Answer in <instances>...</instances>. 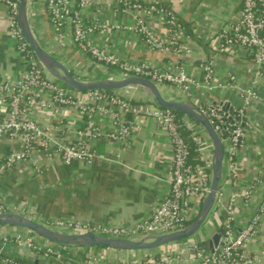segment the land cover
Returning <instances> with one entry per match:
<instances>
[{
  "label": "built area",
  "instance_id": "1",
  "mask_svg": "<svg viewBox=\"0 0 264 264\" xmlns=\"http://www.w3.org/2000/svg\"><path fill=\"white\" fill-rule=\"evenodd\" d=\"M36 1L45 4L55 33L63 35V31L70 28L78 52L94 61L101 71L111 75L117 72L118 79H148L160 88L166 98L194 105L208 118L225 146L224 167L234 192L224 207L227 218L218 247L210 254L198 249L194 261L195 264H239L250 260L245 248L262 225L264 197L255 215L242 230L235 226L236 209L249 203L257 188L264 186V170L251 179L240 193L237 167L239 153L245 146L247 110L256 102L264 104V0H242L237 20L209 41L210 48L217 55L237 54L245 59L251 58L255 64L252 78H241L231 68L223 81H218L215 59L201 65V77L189 71L184 59L193 54L189 43L191 36L178 18L164 8L153 5L147 10V15L161 17L163 32L150 24L147 18L137 15H134L131 25L104 24L100 18L103 12L101 0ZM19 2L0 0V11L4 10L8 17L10 38L24 61V69L18 77L7 80L1 87L0 143L5 140L16 143L19 150L0 157V180L18 163L30 165L37 174L44 173L52 160L68 166L75 162L91 164L98 158L91 147L93 140L107 136L110 141L124 146L132 137L138 119L146 117L166 133L172 150L170 189L151 215L135 225H99L62 219L45 220L43 225L66 233L129 239L186 228L198 216L211 187L214 149L204 130L192 132L199 153L196 162L192 163L190 145L183 134L185 126L179 122L174 111L156 107L150 98L141 104L134 103L123 94L127 89L80 92L55 79L40 68L38 59L22 34L18 22ZM114 5L117 12L123 14L139 12L142 8L141 0H115ZM92 9H96L95 12ZM121 28L138 37L150 51L166 56L167 62L160 66L129 62L94 39L104 29L119 31ZM76 77L84 80L83 77ZM166 89L173 90L180 99L171 97ZM224 91L236 94L235 104L220 98ZM207 96L220 99L207 101ZM50 109L62 111L64 117L56 125H43L37 116ZM77 115L83 116V124L73 129L68 122ZM100 117L112 120L109 132H103L98 123ZM223 199L221 189L215 208L223 204ZM10 212L28 215L25 207L10 206L0 198V214ZM10 247L18 252V257L8 254ZM172 259V255L168 254L159 259L135 261L132 264H170ZM0 264L114 263H106L95 248L59 245L31 230L0 226Z\"/></svg>",
  "mask_w": 264,
  "mask_h": 264
},
{
  "label": "crops",
  "instance_id": "2",
  "mask_svg": "<svg viewBox=\"0 0 264 264\" xmlns=\"http://www.w3.org/2000/svg\"><path fill=\"white\" fill-rule=\"evenodd\" d=\"M102 1L101 21L106 25H131L134 15L147 18L150 24L160 31L163 29L161 17L147 15L151 6L171 12L184 25L191 36L189 43L193 54L185 57L189 71L201 77V65L215 59L218 81H223L228 71L233 70L245 79L255 74L252 59L235 54H219L210 48L209 41L223 28L232 25L242 9V0H141L138 12L123 14L115 9V0ZM94 12L95 10L92 9ZM30 22L36 38L42 47L53 54L69 69L78 68L86 80L95 78L103 71L98 65L81 55L73 43L70 28L58 35L50 23L49 14L43 2L30 0ZM8 17L0 11V106L1 87L7 80H13L24 69L23 58L16 50L9 35ZM116 56L137 64L160 66L167 62L161 53L150 51L141 40L129 31L104 29L94 37ZM106 74V73H104ZM118 74V73H117ZM113 73L111 78H120ZM107 76V78H110ZM264 91V80H262ZM175 96L173 90L166 89ZM134 101L146 102L147 94L141 89H127L123 92ZM180 99L179 96H175ZM233 104L236 94L222 92L220 98ZM216 96L205 99L219 100ZM64 117L62 111L50 109L39 113L38 120L43 125H56ZM132 137L126 145L110 141L107 136L93 140L91 147L98 154L91 164L75 162L64 165L52 160L42 174H37L30 165L18 163L0 180V198L10 206H22L30 217L38 220H79L94 224L135 225L148 218L170 189L172 171V150L167 135L151 119L140 117ZM189 131L202 132V128L190 117L182 118ZM75 129L83 124V116H74L68 122ZM98 123L103 132L112 129V120L100 117ZM245 146L239 153L237 176L238 190L243 192L249 181L264 170V104L254 103L247 110ZM56 136H60L56 134ZM193 140V138H192ZM19 150V145L10 141L0 143V157ZM224 199L214 208L206 227L197 237L188 241L173 243L153 251H123L105 248L95 252L106 261L114 264H132L149 259H159L162 255H172L170 264H195L194 256L198 249L212 253V240L222 231L226 222L224 209L234 192L224 167L222 181ZM242 191V192H241ZM264 197V186L257 188L253 199L236 209L235 226L238 230L251 221ZM197 247V248H196ZM250 260L239 264H264V217L258 233L245 248ZM10 256L18 257L13 247L8 248ZM21 258V257H20Z\"/></svg>",
  "mask_w": 264,
  "mask_h": 264
},
{
  "label": "water",
  "instance_id": "3",
  "mask_svg": "<svg viewBox=\"0 0 264 264\" xmlns=\"http://www.w3.org/2000/svg\"><path fill=\"white\" fill-rule=\"evenodd\" d=\"M29 4L30 0H20L18 22L25 40L39 61L40 68L45 69L47 73L61 81L67 87L80 92L90 90L114 92L125 89H141L156 107L169 109L175 113H181L190 117L204 130L212 143L214 149L212 158V181L210 191L206 195L196 219L186 228L170 233L150 234L141 239L113 238L90 233H66L53 230L41 222L20 213L12 212L0 214V226H12L31 230L48 241L59 245L80 248L100 247L123 251H153L176 242L188 241L200 235L206 227L208 218L215 208L218 193L222 189L226 155L225 146L208 118L194 105L184 101L166 98L156 84L145 78H105L90 81L78 79L65 64L45 50L36 38L30 22ZM220 239L221 232L217 233L212 240V253L214 252V248L218 247Z\"/></svg>",
  "mask_w": 264,
  "mask_h": 264
},
{
  "label": "trees",
  "instance_id": "4",
  "mask_svg": "<svg viewBox=\"0 0 264 264\" xmlns=\"http://www.w3.org/2000/svg\"><path fill=\"white\" fill-rule=\"evenodd\" d=\"M133 102L134 103H137V104H141V102H138L136 99H134ZM142 103H144V102H142ZM176 114L178 116L179 122L180 123H183L182 122V118L185 117V115H183L181 113H176ZM192 132L193 131H189V129L185 128L183 134H184V137L186 138L187 142L190 145L192 163H195L196 160L199 157V153H198V146L196 145V143L194 142V140H192V138H193Z\"/></svg>",
  "mask_w": 264,
  "mask_h": 264
},
{
  "label": "rangeland",
  "instance_id": "5",
  "mask_svg": "<svg viewBox=\"0 0 264 264\" xmlns=\"http://www.w3.org/2000/svg\"><path fill=\"white\" fill-rule=\"evenodd\" d=\"M71 71H72L73 74H75V76H80V77H84V76H85L83 73H80V71L77 70V69L72 68ZM105 72H106V71H105ZM105 72H103L102 74H98V76L95 77V78L105 79V78H107V76H108V77L112 76V75L109 74V73H108V74H104ZM116 74H117V72H116ZM117 75H118V74H117ZM84 80H86V79H84ZM92 80H93V79H92ZM87 81H90V80H87ZM27 217H30V216L27 215ZM30 218H32V217H30ZM32 219H33V218H32ZM37 221L41 222L42 224L45 223V222H43V221H41V220H37ZM96 249H97V250H103V249H105V248H100V247H98V248H96Z\"/></svg>",
  "mask_w": 264,
  "mask_h": 264
}]
</instances>
